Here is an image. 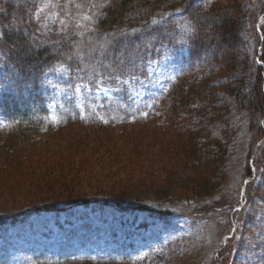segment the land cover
Here are the masks:
<instances>
[{"label":"trees","instance_id":"trees-1","mask_svg":"<svg viewBox=\"0 0 264 264\" xmlns=\"http://www.w3.org/2000/svg\"><path fill=\"white\" fill-rule=\"evenodd\" d=\"M220 1L233 2L110 0L90 28L91 34L106 36V50L103 55L87 58L73 51L77 36L43 33L34 2L0 0V150L3 172L12 191L20 189L29 197L44 194L45 198L36 205L48 212L98 203L120 212L166 215L174 190L186 192L188 196L183 199L196 208L197 203L221 187L228 174L227 159L236 146L233 140L240 123L226 124L222 119L234 113L245 117L244 125L251 133L238 185L248 203L264 205V181L261 186L255 183L257 174L264 170V28H257L258 21L264 19V0L257 16L249 15L248 19L243 8L222 7L218 5ZM251 40L256 44L254 54L247 52ZM175 51L182 55L180 69L159 94L146 99L144 114L125 108L115 116L105 117L82 111L75 99L66 104L67 109L57 121H51L49 81L58 68L67 72L74 86L93 91L113 89L144 78L148 64ZM159 119L169 124L154 125ZM218 121L224 128L217 132L211 124ZM127 126H142L148 135L162 129L161 136L176 141L177 159L184 160L187 173L153 181L152 200L140 193L144 189L141 181L138 186L125 182L121 184L125 191L110 196L99 193L95 199L73 198L64 192L77 184L85 167L75 166V151L68 152L70 159L60 155L49 159L45 139L75 127L79 133L74 148L93 144L99 149H111L115 142L108 134ZM102 132L105 139L99 137ZM133 141V160H140L143 149L150 145L139 139ZM46 160H51L49 166H42ZM131 166L135 167H121L117 172L131 179L136 172L134 169L127 173ZM247 180L249 183L241 186ZM217 210L211 209L205 215Z\"/></svg>","mask_w":264,"mask_h":264},{"label":"rangeland","instance_id":"rangeland-1","mask_svg":"<svg viewBox=\"0 0 264 264\" xmlns=\"http://www.w3.org/2000/svg\"><path fill=\"white\" fill-rule=\"evenodd\" d=\"M30 1L37 7L38 22L45 35L77 36L78 42L73 50L76 54L79 52V56L87 58L103 55L106 36L91 34L90 28L110 0ZM232 1L230 4L220 1L218 5L243 8L247 19L261 11L262 0ZM263 25L264 19H260L257 28H264ZM14 31L18 32L16 28ZM248 43L247 52L254 54L256 44L253 40ZM181 59L182 55L177 51L165 53L159 60L148 64L143 72L144 78L125 82L113 89L95 91L72 85L67 72L58 68L49 81L51 121H57L59 114L67 109L66 104L75 99L82 111L97 112L105 117L115 116L118 110L125 108L144 114L146 99L164 89L179 71ZM222 120L226 124L238 121L240 125L236 127L238 133L233 140L236 146L229 153L228 174L221 187L197 203L196 208L183 199L186 192L172 191L171 202L167 205L171 212L166 215L147 211L120 212L113 207H100L98 203L62 211L39 209L36 203L45 198L44 194L29 197L28 192L20 189L12 191V184L3 172V151L0 150V264H217L219 261L225 264H264V205L248 203L243 197L244 190L238 185L251 133L244 125V116L230 113ZM165 122L159 119L154 125L167 126L169 122ZM221 122L211 124L212 129L217 132L223 129ZM112 132L108 136L116 145L111 149H99L93 144L88 148H74L79 133L75 127L45 139L49 159L57 155L70 159L72 156L68 152L75 151V166L85 167L81 178L76 180L77 184L64 192L73 198L95 199L99 193L110 196L125 191L121 185L125 182L131 181L138 186L141 181L144 189L140 193L152 200L154 190L150 185L153 181L187 173L184 160L177 159L176 141L161 136L160 132L148 135L142 126H127ZM99 137L105 139L107 136L102 132ZM138 139L150 146L142 148L144 154L140 155V160L134 161L136 156L132 153L136 148L133 140ZM117 147L118 150L113 149ZM48 161L51 160L43 161L42 166ZM133 164L135 167L131 166L127 172L136 170L135 177H130L132 180L126 173L117 172L121 167ZM151 167L152 171L149 170ZM141 170L142 175L138 176ZM260 172L257 179L255 175L252 178L256 179L258 186L264 181V170ZM247 183L249 180L241 186L245 187ZM214 208H218L215 214L205 215ZM14 216L23 217L11 221ZM231 228L232 233L227 235ZM35 259L39 262H34Z\"/></svg>","mask_w":264,"mask_h":264}]
</instances>
